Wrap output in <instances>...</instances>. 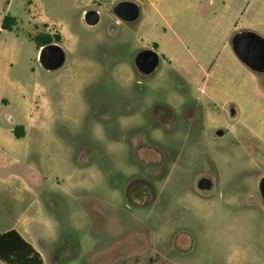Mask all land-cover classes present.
I'll list each match as a JSON object with an SVG mask.
<instances>
[{
	"label": "rangeland",
	"instance_id": "1",
	"mask_svg": "<svg viewBox=\"0 0 264 264\" xmlns=\"http://www.w3.org/2000/svg\"><path fill=\"white\" fill-rule=\"evenodd\" d=\"M141 3L128 23L109 0H0V233L44 264H264V73L232 49L264 37V0ZM56 32L49 72L31 37Z\"/></svg>",
	"mask_w": 264,
	"mask_h": 264
},
{
	"label": "water",
	"instance_id": "2",
	"mask_svg": "<svg viewBox=\"0 0 264 264\" xmlns=\"http://www.w3.org/2000/svg\"><path fill=\"white\" fill-rule=\"evenodd\" d=\"M114 14L124 22H134L140 16V10L137 4L123 1L118 3ZM101 15L97 11H88L83 16V21L88 27H95L99 24ZM232 49L237 58L251 71L255 73H264V38L258 34L246 31L240 32L232 39ZM39 61L41 66L53 72L60 69L66 62V54L58 43H51L40 49ZM160 63L159 55L154 50H145L138 54L135 60V66L143 75L153 74ZM231 116H235V110H231ZM222 130L216 131V136L224 137ZM197 187L200 191H209L212 188V181L208 178H201ZM261 199L264 203V178L258 185Z\"/></svg>",
	"mask_w": 264,
	"mask_h": 264
},
{
	"label": "trees",
	"instance_id": "3",
	"mask_svg": "<svg viewBox=\"0 0 264 264\" xmlns=\"http://www.w3.org/2000/svg\"><path fill=\"white\" fill-rule=\"evenodd\" d=\"M17 25L16 18L6 16L2 22V29L12 31ZM38 50L51 43H60V33H40L33 37ZM17 138L25 136V131L19 127L14 129ZM0 260L5 264H44L41 255L16 230L12 229L0 234Z\"/></svg>",
	"mask_w": 264,
	"mask_h": 264
},
{
	"label": "crops",
	"instance_id": "4",
	"mask_svg": "<svg viewBox=\"0 0 264 264\" xmlns=\"http://www.w3.org/2000/svg\"><path fill=\"white\" fill-rule=\"evenodd\" d=\"M96 1H99V2H101V1H103V0H92V2H96ZM109 1H111L112 3H113V7L115 8V6L118 4V3H120V2H123V1H128V2H133V3H137V2H139V1H141L142 3V5H144V7H148V8H150V9H152L154 6H155V0H109ZM138 7H139V4L137 5ZM114 10V9H113ZM140 10V9H139ZM86 13V12H85ZM84 13V14H85ZM84 14H83V16H84ZM247 31H251V30H247ZM244 32H246V31H244ZM251 32H254V31H251ZM254 33H256V32H254ZM256 34H258V33H256ZM259 35V34H258ZM259 36H261V35H259ZM262 37V36H261ZM264 38V37H263ZM39 51V54H40V50H38ZM10 230H12V229H10ZM14 230H16L15 228H14ZM9 231V230H8ZM21 236H22V234H21V232L20 231H18V230H16ZM6 232V231H5ZM5 232H3V233H5ZM0 234H2V233H0ZM23 237V236H22ZM24 238V237H23ZM36 250V249H35ZM37 251V250H36ZM38 252V251H37ZM39 253V252H38ZM40 254V253H39ZM41 255V254H40ZM42 257V256H41ZM43 259V258H42ZM43 262H44V260H43Z\"/></svg>",
	"mask_w": 264,
	"mask_h": 264
},
{
	"label": "flooded vegetation",
	"instance_id": "5",
	"mask_svg": "<svg viewBox=\"0 0 264 264\" xmlns=\"http://www.w3.org/2000/svg\"><path fill=\"white\" fill-rule=\"evenodd\" d=\"M138 70V69H137Z\"/></svg>",
	"mask_w": 264,
	"mask_h": 264
}]
</instances>
